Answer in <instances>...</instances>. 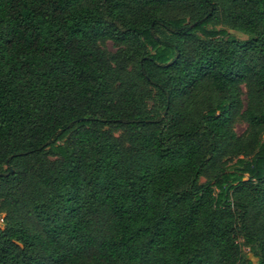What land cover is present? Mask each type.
I'll list each match as a JSON object with an SVG mask.
<instances>
[{"label": "trees", "instance_id": "1", "mask_svg": "<svg viewBox=\"0 0 264 264\" xmlns=\"http://www.w3.org/2000/svg\"><path fill=\"white\" fill-rule=\"evenodd\" d=\"M0 214V264H264V0H0Z\"/></svg>", "mask_w": 264, "mask_h": 264}, {"label": "rangeland", "instance_id": "2", "mask_svg": "<svg viewBox=\"0 0 264 264\" xmlns=\"http://www.w3.org/2000/svg\"><path fill=\"white\" fill-rule=\"evenodd\" d=\"M227 30H228L229 35L236 39L244 40L248 38L246 34L240 31H237L235 29L227 28ZM106 46L110 51L114 50V47L112 46L111 42H107ZM245 128H246V124L243 121H238L234 125V130L237 134H241L245 130ZM2 226H3V221H2V215L0 214V227ZM244 252L249 258H252L251 254L248 252V249L244 248Z\"/></svg>", "mask_w": 264, "mask_h": 264}]
</instances>
